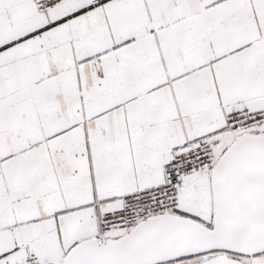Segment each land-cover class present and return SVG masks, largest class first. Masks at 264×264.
<instances>
[{
  "label": "snow or ice",
  "instance_id": "obj_1",
  "mask_svg": "<svg viewBox=\"0 0 264 264\" xmlns=\"http://www.w3.org/2000/svg\"><path fill=\"white\" fill-rule=\"evenodd\" d=\"M0 264H264V0H0Z\"/></svg>",
  "mask_w": 264,
  "mask_h": 264
}]
</instances>
